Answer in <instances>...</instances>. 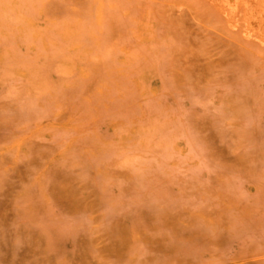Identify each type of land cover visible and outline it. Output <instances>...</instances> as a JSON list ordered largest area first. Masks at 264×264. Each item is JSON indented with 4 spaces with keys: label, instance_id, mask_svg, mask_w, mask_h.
<instances>
[{
    "label": "rangeland",
    "instance_id": "rangeland-1",
    "mask_svg": "<svg viewBox=\"0 0 264 264\" xmlns=\"http://www.w3.org/2000/svg\"><path fill=\"white\" fill-rule=\"evenodd\" d=\"M207 2L0 0V264H264V47Z\"/></svg>",
    "mask_w": 264,
    "mask_h": 264
},
{
    "label": "bare ground",
    "instance_id": "bare-ground-1",
    "mask_svg": "<svg viewBox=\"0 0 264 264\" xmlns=\"http://www.w3.org/2000/svg\"><path fill=\"white\" fill-rule=\"evenodd\" d=\"M207 1L216 7L228 27L233 28L231 31L240 32L246 42L250 40L264 47V0Z\"/></svg>",
    "mask_w": 264,
    "mask_h": 264
}]
</instances>
